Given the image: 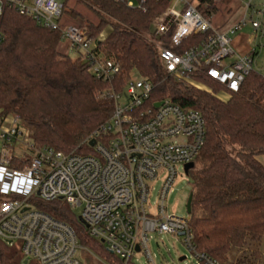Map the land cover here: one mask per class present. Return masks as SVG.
<instances>
[{
    "label": "built area",
    "instance_id": "2783aa9c",
    "mask_svg": "<svg viewBox=\"0 0 264 264\" xmlns=\"http://www.w3.org/2000/svg\"><path fill=\"white\" fill-rule=\"evenodd\" d=\"M145 1L129 0L128 6L141 8ZM167 1L165 12L153 21L151 41L168 77L192 82L190 74H204L225 90L228 99L240 92L252 72L263 73L258 58L264 51V3L258 10L255 0L243 2V20L218 31L211 21L215 4ZM7 8L60 31L61 44L83 58L96 78L110 81L120 71L119 64L99 53L98 41L87 28L63 24L64 4L58 0H0V18ZM249 20L259 42L250 41L249 53L241 54L232 36ZM203 34L209 36L202 44L182 54L170 47ZM167 37L169 43L164 41ZM155 88L150 79L132 76L121 93L112 95V116L87 140L93 154H66L37 145L18 116L0 119V240L19 246L27 264H82L74 229L38 209L40 203L54 201L66 202L73 212L81 209L79 217L89 235L124 264L139 253L153 262L151 234L176 236L204 264H218L196 252L190 216L169 215L165 203L179 168L185 171L203 150L205 119L170 99L147 107ZM158 180L162 185L153 209L151 188Z\"/></svg>",
    "mask_w": 264,
    "mask_h": 264
},
{
    "label": "trees",
    "instance_id": "16d2710c",
    "mask_svg": "<svg viewBox=\"0 0 264 264\" xmlns=\"http://www.w3.org/2000/svg\"><path fill=\"white\" fill-rule=\"evenodd\" d=\"M69 1L63 3L64 11ZM75 1L98 19V24H88L90 36L98 41L99 53L119 64L120 71L110 81L96 78L83 58L60 51V31L7 8L0 18V119L18 116L37 145L66 154H93L87 140L112 116V95L121 93L134 73L150 79L156 88L147 107L170 99L183 109L199 111L206 122L203 150L188 175L196 252L227 264L237 249L241 254L233 264H261L263 254L246 248L264 239V166L258 161L264 155V73L252 72L239 93L223 100L218 93L224 89L204 74L189 78L206 89L167 76L151 41L153 21L165 12L167 0H146L141 8L129 7V0ZM70 14L81 17L76 11ZM208 36L189 37L179 47H170L182 54ZM164 41L169 43L170 37ZM38 209L70 225L81 245L124 264L89 235L66 202L40 203ZM0 264H26L21 248L0 240Z\"/></svg>",
    "mask_w": 264,
    "mask_h": 264
},
{
    "label": "rangeland",
    "instance_id": "374dc122",
    "mask_svg": "<svg viewBox=\"0 0 264 264\" xmlns=\"http://www.w3.org/2000/svg\"><path fill=\"white\" fill-rule=\"evenodd\" d=\"M64 3L66 0H58ZM137 4V0H133ZM248 0H215L216 10L214 11L211 21L214 28L218 31H223L230 25L239 23L244 18L245 4ZM264 0H255L254 5L259 10ZM196 4V3H195ZM67 10V11H66ZM64 11L63 24H70L78 27H84L88 29L89 23L98 24L96 16L83 5H79L75 0H70L68 3V9ZM76 11L81 17L74 18L70 12ZM256 19V17H255ZM234 48L241 54H246L250 51V41L258 43L255 40V32L251 26L249 20L246 26L232 36ZM63 44V43H62ZM61 44V45H62ZM73 59L78 58L77 53L69 52ZM258 67L264 68V51L261 52L258 58ZM264 73V70H263ZM133 77L138 78V74L134 73ZM187 84H193L200 88L206 89L207 87L195 82H188ZM218 96L227 99L228 95L225 90H221ZM1 146V144H0ZM162 182L160 180L153 183L150 195V205L154 209L158 201V193L161 188ZM192 182L188 175L185 174L184 168H179V176L175 180V183L170 191L166 200L167 213L169 215H176L179 217H188L187 211L188 198L192 192ZM154 211V210H153ZM82 210L77 209L75 211L77 216H80ZM149 243L150 253L152 255L153 262H150L143 253L137 254L132 264H204L196 254H193L176 236L163 235L158 236L151 234ZM97 241V240H96ZM98 242V241H97ZM101 244V243H100ZM78 258L82 264H115L109 261L105 255H100L93 248L86 245H79ZM104 246V245H103ZM105 247V246H104ZM106 248V247H105ZM258 249L263 254L261 264H264V239L261 242H252L246 248ZM240 250L234 249L228 256L227 264H233L240 256ZM181 258H185L180 261Z\"/></svg>",
    "mask_w": 264,
    "mask_h": 264
},
{
    "label": "water",
    "instance_id": "95a60500",
    "mask_svg": "<svg viewBox=\"0 0 264 264\" xmlns=\"http://www.w3.org/2000/svg\"><path fill=\"white\" fill-rule=\"evenodd\" d=\"M160 105H161V104H157L156 107L159 108ZM91 145L94 146V145H95V141H92V142H91ZM194 168H195V163H190V164L186 165V167H185V173H186V175H189V172H190L191 170H193ZM192 198H193V196L190 195L189 198H188V202H187V211H188L189 214L191 213V203H192ZM80 221H81L82 223H84V221H83L82 218H80ZM137 251H138V252L140 251V248H139V247L137 248ZM184 259H185V258H181L180 261H183ZM27 262H28V261L26 260L25 263L27 264Z\"/></svg>",
    "mask_w": 264,
    "mask_h": 264
},
{
    "label": "crops",
    "instance_id": "0c3cea01",
    "mask_svg": "<svg viewBox=\"0 0 264 264\" xmlns=\"http://www.w3.org/2000/svg\"><path fill=\"white\" fill-rule=\"evenodd\" d=\"M60 51L62 52V53H65V54H67V55H70V50L68 49V46L66 45V44H62V45H60ZM248 53H249V51H248ZM248 53H246V54H248ZM258 161L264 166V155H262V156H259L258 157Z\"/></svg>",
    "mask_w": 264,
    "mask_h": 264
}]
</instances>
